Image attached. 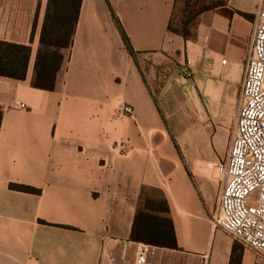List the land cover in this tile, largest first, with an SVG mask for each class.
Returning a JSON list of instances; mask_svg holds the SVG:
<instances>
[{
  "label": "crops",
  "instance_id": "0c3cea01",
  "mask_svg": "<svg viewBox=\"0 0 264 264\" xmlns=\"http://www.w3.org/2000/svg\"><path fill=\"white\" fill-rule=\"evenodd\" d=\"M226 1L184 40L167 31L175 0H82L48 91L31 86L48 0H0V41L31 48L24 80L0 76V264H138L130 231L143 188L165 198L178 246L150 245L145 264H230L235 244L234 264H257L210 216L226 177L197 132L224 103L236 115L251 55L261 0Z\"/></svg>",
  "mask_w": 264,
  "mask_h": 264
},
{
  "label": "built area",
  "instance_id": "2783aa9c",
  "mask_svg": "<svg viewBox=\"0 0 264 264\" xmlns=\"http://www.w3.org/2000/svg\"><path fill=\"white\" fill-rule=\"evenodd\" d=\"M185 64L183 74L191 77ZM131 106L122 105L119 115L130 116ZM223 174L225 183L218 199L215 225L244 248L264 260V0L257 12L251 55L241 85L235 130ZM150 245L137 247L138 264L146 263Z\"/></svg>",
  "mask_w": 264,
  "mask_h": 264
},
{
  "label": "trees",
  "instance_id": "16d2710c",
  "mask_svg": "<svg viewBox=\"0 0 264 264\" xmlns=\"http://www.w3.org/2000/svg\"><path fill=\"white\" fill-rule=\"evenodd\" d=\"M178 1L175 0L173 12ZM183 1L184 8L178 26L175 27L173 24L172 12L167 31L181 36L184 40L192 38L193 29L202 13L227 3L226 0H210L209 3ZM81 2L82 0H48L40 33V43L43 47L37 50L34 75L31 81L32 87L48 91L55 89L57 75L64 61V55L58 49H68L72 46ZM111 13L127 54L138 65L139 53L133 49L129 37L112 10ZM242 15L246 18L249 17L247 14ZM30 53L31 48L29 46L0 41V76L24 80ZM154 101L159 113L163 116L156 97ZM1 116L2 111L0 109V124ZM174 144L179 150L175 141ZM10 188L28 193L37 192L33 188L16 184H11ZM130 240L155 247L178 249L173 222L169 217V207L163 196H159V194L152 196L144 188L142 189L133 218ZM236 248L237 244L233 246L230 264H234L236 260Z\"/></svg>",
  "mask_w": 264,
  "mask_h": 264
},
{
  "label": "rangeland",
  "instance_id": "374dc122",
  "mask_svg": "<svg viewBox=\"0 0 264 264\" xmlns=\"http://www.w3.org/2000/svg\"><path fill=\"white\" fill-rule=\"evenodd\" d=\"M190 1L209 3L210 0H190ZM183 8H184V1L179 0L173 12V24L175 27L178 26ZM147 62L151 63V60L149 61L145 59L144 62H142L143 67H145ZM162 72H164L163 74L168 75V73H170V70H163ZM167 78L168 77L166 76L164 77L163 81L157 80L156 84L164 83V81L167 80ZM232 112H233L232 109L228 105H226V103H224L222 108H220V110L214 114V117L211 116L210 118L211 122L207 125L200 124L198 126V131H197L201 133V136L203 134L204 137L206 136L207 133L208 140L212 142L215 150L222 156V160H221L222 165H224L225 163L227 151L228 148L230 147V143L235 130V116H234L235 114L233 115ZM210 211H211L210 216L215 222V219L218 217V194L211 201ZM239 245L242 247L241 244ZM262 261L264 260H261L260 264L262 263Z\"/></svg>",
  "mask_w": 264,
  "mask_h": 264
}]
</instances>
